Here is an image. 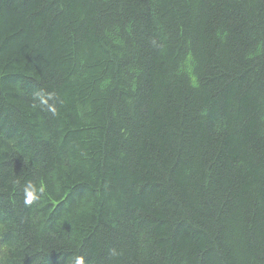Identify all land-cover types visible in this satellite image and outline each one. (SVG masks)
Returning <instances> with one entry per match:
<instances>
[{"label":"trees","instance_id":"obj_1","mask_svg":"<svg viewBox=\"0 0 264 264\" xmlns=\"http://www.w3.org/2000/svg\"><path fill=\"white\" fill-rule=\"evenodd\" d=\"M76 256L264 264V0H0V264Z\"/></svg>","mask_w":264,"mask_h":264},{"label":"clouds","instance_id":"obj_2","mask_svg":"<svg viewBox=\"0 0 264 264\" xmlns=\"http://www.w3.org/2000/svg\"><path fill=\"white\" fill-rule=\"evenodd\" d=\"M45 102V101H42ZM25 203L32 204L35 200H38L40 197L37 194L44 192V186L41 185L39 189L35 187L31 182L25 187ZM73 264H85V258L83 256H76L74 258Z\"/></svg>","mask_w":264,"mask_h":264}]
</instances>
